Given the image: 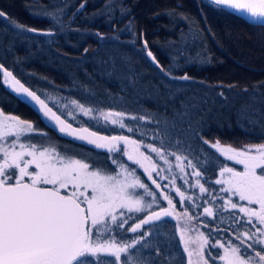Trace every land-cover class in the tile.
<instances>
[{"label":"snow or ice","instance_id":"6c2138e0","mask_svg":"<svg viewBox=\"0 0 264 264\" xmlns=\"http://www.w3.org/2000/svg\"><path fill=\"white\" fill-rule=\"evenodd\" d=\"M201 2L219 12L234 10L241 14L247 13L254 24L264 27V0H201ZM51 7L52 11H48L47 7L41 11L46 17L51 18L54 25H60L61 16L68 7L67 0H64L63 6L53 4ZM106 7L114 6L110 2ZM120 7L122 16L130 14V9H124L122 4ZM84 8L85 4L81 3L76 12ZM168 14L189 19L175 10ZM0 17L7 18L3 11H0ZM9 22L21 32L38 31L15 21ZM125 32L133 39L121 41L120 37ZM42 34L52 36L53 32L43 30ZM95 35L104 42L105 56L99 60L104 74L110 78L118 76L122 83L127 81L125 87L135 88L142 73L136 71L133 61L120 51L119 45L122 43L135 45L137 39H143L146 58L163 77L171 82L192 80L187 74L183 76L172 74V68L184 55L182 50H178L171 57L172 65L165 68L150 49L144 33L137 34L131 21L123 29H116L111 36L106 37L99 32ZM108 45L112 47L109 48ZM88 51V48L84 49L85 53ZM0 72L3 73L4 82L10 84L14 91L26 94L40 106V111L55 122L59 132L86 141L96 149L106 150L108 153L106 159L119 169L114 174H108L103 165L91 164L67 153H61L55 146L43 147L25 142L21 137L32 133L33 125L0 112V264H148L139 253L142 248L150 247L145 241V237L150 233L141 232V229L144 225L164 221L167 217L177 220L176 230L180 242L184 245V252L188 255V264H209L205 254L209 239L200 232L197 238L198 246L194 249L189 247L191 238L187 233L192 229L189 228L188 222L193 217L189 216L187 210L183 213L177 212L173 198L164 191L174 189L180 198L181 206H184L185 201L193 200L192 196H186L184 191L176 187V177L171 173L173 165L169 156L175 157V167L181 173H185L186 168L196 169V165L188 156L169 151L168 148L180 147L186 141L195 138L215 149V152L225 160L242 166V170H237L234 166L224 164L219 169V178L215 180V184L221 185L220 191L228 194L225 207L238 209L243 214L237 218V222L243 221L251 226L247 231L235 235L239 245L231 242L225 245L217 240L211 247L223 249V255L213 256L208 252L207 256L218 258L223 264H264V143L249 144L237 149L231 145H222L219 140L213 143L204 139L201 132H204L205 125L212 118L211 111L205 112L199 103L193 102L194 98L181 99L182 86L173 88L171 85L167 97L172 101L171 119L165 117L161 121H156L159 131L152 135L153 140L159 141V146L123 134L99 135L95 131H90L88 127L77 130L62 118L63 113L58 115L53 111L44 99L25 87L2 64ZM243 91L248 90L245 88ZM220 96L223 97L224 93L221 92ZM177 101L179 107L176 106ZM259 102L264 103V94H261ZM70 104L75 112L68 110L67 116L73 120L77 118L78 112L91 120L102 119L106 125L126 128L129 133L135 130L125 124L126 118L147 119L144 116L127 117L123 111L98 110L75 99L71 100ZM256 104L257 96L253 94L249 101L237 110V123L241 126L244 124L259 126L264 132V110L256 107ZM64 107L67 108V105ZM165 107L167 108V105ZM161 125L163 126L160 127ZM173 136L176 137L174 144ZM188 147L191 148L190 143ZM142 148L147 149V154L141 150ZM151 153L158 159H154ZM120 156L126 157L127 161L142 169L147 179L155 185L156 191L141 180L135 169H130L121 161ZM196 159L199 160V157ZM158 161H163L164 165H167L171 179L164 175L166 169ZM154 174L160 181L168 179V183H159ZM192 175L196 181L189 186L199 187L200 193H206L208 189L200 183L202 172L194 170ZM180 178L184 179L186 184L189 183L185 176ZM137 189L143 190L142 193L137 192ZM145 197H151V201L146 202ZM231 197H238L239 201L247 203L233 202ZM219 198L221 197H213ZM160 199L166 201L168 206L159 207L158 211L152 210L154 205L159 204ZM253 205L256 207H252ZM125 211L127 213L147 211V215L125 229V225L131 219V216L125 217ZM203 211L210 217L214 214L211 207H205ZM118 229L140 234L130 240H117L116 236L109 233ZM155 251L156 257L162 258L163 264H170V257L164 248L157 246ZM108 257L113 259H107Z\"/></svg>","mask_w":264,"mask_h":264},{"label":"trees","instance_id":"16d2710c","mask_svg":"<svg viewBox=\"0 0 264 264\" xmlns=\"http://www.w3.org/2000/svg\"><path fill=\"white\" fill-rule=\"evenodd\" d=\"M110 2L113 8L106 7ZM63 3L64 0H0V11L7 17H0V64L30 91L44 99L58 115L63 113L62 118L74 128L88 127L104 136L123 134L159 146V141L153 140L152 135L159 131L156 121L165 117L171 119L172 101L167 98L171 85L173 88L182 86L181 99L194 98L193 102L199 103L205 112L211 111L212 118L201 132L204 139L213 143L219 140L222 145L237 149L246 144L264 143V132L259 126H241L236 117L237 110L253 94L257 96L255 106L264 110V103L259 102L261 94H264V27L251 25L228 10L216 11L202 4L201 0H67L68 7L61 16L62 23L54 25L41 9L47 7L48 11H52L53 4L63 6ZM81 3L85 4V8L77 13ZM121 4L124 9L131 10L130 14L121 15ZM171 10L189 19L169 15ZM9 21L38 31L21 32ZM129 21L137 34L144 33L150 49L165 68L172 65L171 57L182 50L184 55L172 68V74H187L192 80L171 82L163 77L146 58L143 39H137L135 45H119L120 51L133 61L136 71L142 73L135 88L125 87L127 81L122 83L118 76L110 78L105 75L99 63L105 56L104 42L95 33L111 36ZM43 30H50L53 35H44ZM120 39L129 41L133 37L125 32ZM85 48L89 49L87 53ZM230 85L234 87L230 88ZM245 88L247 92L243 91ZM73 99L98 110L123 111L128 117L144 116L147 119L128 118L125 124L134 128L133 133L127 132L126 128H109L81 115H76L73 120L67 116V110L59 107L63 103L70 104ZM176 106L179 107V101ZM0 110L33 125L34 131L29 137L31 143L55 146L61 153L103 165L108 173L117 169L106 159V150L55 133L28 102L9 91L1 81ZM175 139L173 136V144ZM168 150L188 156L196 165V169H191L202 172L200 182L213 195L219 169L232 163L198 138L190 139L180 147L169 146ZM119 159L126 163L125 157L120 156ZM178 183L181 181L176 178ZM174 193L171 197L179 202ZM203 199L202 196L201 201ZM198 206L197 212L189 208L195 217H198L203 204L198 202ZM200 221L202 232L210 241L205 250L209 264H223L218 258L207 256L208 252L213 256L221 254V248L211 247L217 240H223L215 231L220 228L228 233H225L228 238L231 233L236 235L245 231L246 223L237 222V218L230 213L201 217ZM155 233V236H149L150 247L145 250L148 252L146 257L150 259V253H156V247L160 246L169 255L170 264H182L184 254L174 226H162ZM152 262L153 259L148 264ZM154 264H163L162 258L155 257Z\"/></svg>","mask_w":264,"mask_h":264},{"label":"rangeland","instance_id":"374dc122","mask_svg":"<svg viewBox=\"0 0 264 264\" xmlns=\"http://www.w3.org/2000/svg\"><path fill=\"white\" fill-rule=\"evenodd\" d=\"M0 81L4 84V86H6V88L9 91H11L15 95L19 96L21 99H23L26 102H28L30 104V106L33 107L39 113V115L44 119V121L49 126H51L52 129H54L55 133H57L59 135H64V136L69 137V138H74L73 136H69V135H67L65 133L59 132L58 127L56 126L55 122L52 121V120H50L48 117H45L44 114H43V112L40 111V106L37 105L34 101H32L30 97H28L26 94H23V93H17L16 91L13 90V88H12V86L10 84H6L4 82V77H3V73L2 72H0ZM65 105H67V108L64 107ZM59 107L62 110H64V109L67 110V111L68 110H72V111L75 112V109H73L72 106L70 104H67V103L60 104ZM59 107H57V108L60 109ZM0 112H3V111L0 110ZM4 115L11 116V115L6 114V113H4ZM76 115H79L80 116V114L78 112L76 113ZM93 115H95V113H93ZM82 117L89 119L88 117H84V116H82ZM127 119L128 118H126L125 121ZM94 121H99V123L105 124V122L102 119L101 120H94ZM107 126H109V128H112V129L113 128H116L117 130L120 129L118 126H112L111 124H107ZM89 130L90 131H94V130H91V129H89ZM32 133L25 134V136H22L21 139L24 140L25 142H30L29 141V137H30V135ZM9 139H11V138H9ZM79 141H81V140H79ZM81 142L87 143L86 141H81ZM246 145H242L240 147L243 148ZM43 147H49V146H43ZM141 150L142 151H145L146 154H147V151H146L147 149L142 148ZM151 155L153 156L154 159H158V158H156V156H155L154 153H151ZM125 160H126V163L125 164L130 169H135L136 170V174L141 178V180H143L146 184H148L149 187H150V189H152L153 191H156L155 190V185H152L151 181H149L147 179V176H146V174H144L143 170L140 169V168H138V166L132 164V162L127 161V158L126 157H125ZM169 160H170V162L173 165L172 170H171L172 175H174L176 178H178L181 181V183L176 184V187H179L180 188V186L183 185V188H180L181 191H184L185 194H186V196H192L193 197V200L192 201H185L184 206H181L179 202H177V201H175L173 199L174 203L176 204V211L177 212L183 213L185 210H187L189 216L193 217V219L188 222L189 228L192 229L191 231H189L187 233V236L191 238V240L189 242V247L190 248H193L194 249L199 244V240L197 238L199 236V233L202 232V228H203L202 227V222L200 221V218L201 217L208 218V216L206 214H204V211H203V209L205 207H211V208H213V212H214V214L216 216L219 215V214H222V213H230L233 216H235V218H238V217H242L243 216V214L240 213L238 211V209H231V208L225 207V199L228 198V194L227 193H223V192L220 191V188L222 187L221 185L215 184V180L219 178V172H218L217 178L214 180V185L216 187V190H215L214 195H213L212 191H210V190H208L206 193H200L199 187H190L189 186V184H195V181H196V178L193 177V175H192V173H193L194 170H192L191 168H186L185 173H181L179 171V169L175 167V165H176L175 157L169 156ZM229 162L230 163L232 162L229 166H234L237 170H242V166L241 165H235L233 161H229ZM158 163L162 167H164L166 169L164 175L168 176L169 179H171V176L169 175V173L167 171V165H164L163 161H158ZM184 163H185V161H184ZM118 170L119 169L117 168L115 170V172L118 171ZM115 172L108 173V174H114ZM181 176H185V178L189 181V183L186 184L185 183V180L180 178ZM154 178H156L158 180V182L161 183V184L168 183V179L163 180V181H160L158 177H155V174H154ZM205 188H207V187L205 186ZM136 191L142 193L143 190L137 189ZM164 191H166L170 196H171V193L172 192H175L174 189H172V190L165 189ZM174 195H176V192L174 193ZM206 195H207V197H206ZM202 196L204 197V199L201 201ZM214 196H218V197H221V198H219V199H213ZM157 197L159 199V193L158 192H157ZM175 197H178V200H180L179 196L176 195ZM231 199H232L233 202H236V203H239V204H246L247 203V202L239 201L238 200V197H231ZM145 201L146 202H150L151 201V197H145ZM198 202H201L203 204V207H201V212H198V217H195V216L192 215V213H190L191 211L189 210V208H191V209H193V210H195L197 212V209L199 208ZM167 206H168L167 205V202L166 201H163L162 199H160L159 200V204L158 205H154L152 210L158 211L159 210V207H167ZM252 207H256V206L253 205ZM145 215H147V211L146 212H141V213H127L125 211V217L131 216V219H129L128 224L125 225V229L131 227L135 223H138L139 220L140 219H143ZM244 220H246V217L244 218ZM181 223H183V221H181ZM170 224H172L174 226L175 232H177V230H176L177 220L174 219V218H172V217H167V218L164 219V221H157V222H153L152 224H149V225H144L143 228L141 229V232H148L153 237L152 234H154V236H155L156 235L155 232L158 231V229L162 228V226L169 227ZM245 225L246 226L243 229H245V231H247L251 226L250 225H247V224H245ZM125 229H118V230H116V231H114L112 233H109V235L116 236L117 240H121V239H123V240H130L133 237H136V236H138L140 234V233H131V232L126 231ZM160 231H163V229H161ZM240 232H244V231H240ZM215 233H220V235L222 236L223 240H221V241L219 240L221 243L227 245L229 242H231L232 244L239 245V240L235 239V235L233 233L229 234V237L228 238L225 235V233H227V232L222 231L220 228H218L215 231ZM177 234L179 236V233L178 232H177ZM150 235H148V236L145 237V241L148 244H150L149 243L150 242L149 241L150 240L149 239V236ZM153 241H155V240L153 239ZM179 245H180V247H181V249L183 251V254H184L183 255L184 256V260H182V264H188V255H187V253L184 252V245L180 242V240H179ZM137 247H139V246H137ZM147 249L148 248H142L141 251H140V253H139V255H142L143 256L146 253L145 250H147ZM220 250H221V254L220 255H223V249H220ZM130 251H134V250H130ZM146 256H148V252L146 253L145 256H143L144 257V260L147 261V262L149 260H151V259L155 260L156 253L151 252L150 253V259H148L149 257L147 258ZM107 259H113V258L108 257ZM193 259L195 260L196 257H193Z\"/></svg>","mask_w":264,"mask_h":264},{"label":"water","instance_id":"95a60500","mask_svg":"<svg viewBox=\"0 0 264 264\" xmlns=\"http://www.w3.org/2000/svg\"><path fill=\"white\" fill-rule=\"evenodd\" d=\"M228 11H230V12L236 14L237 16H239L240 18H242V19H243L244 21H246L247 23H249V24H251V25H256V24H254V23L252 22V18L249 17L247 13H243V14H241V13H237V12H235L234 10H228ZM256 26H257V25H256Z\"/></svg>","mask_w":264,"mask_h":264}]
</instances>
